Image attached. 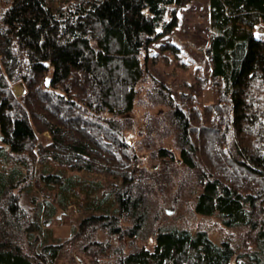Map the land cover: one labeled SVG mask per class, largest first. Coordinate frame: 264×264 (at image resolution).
<instances>
[{"label":"trees","instance_id":"obj_1","mask_svg":"<svg viewBox=\"0 0 264 264\" xmlns=\"http://www.w3.org/2000/svg\"><path fill=\"white\" fill-rule=\"evenodd\" d=\"M190 1L0 0V264H55L63 250L34 239L40 222L22 204L37 163L121 181L113 201L89 205L99 214L82 221L78 237L97 228L141 235L149 171L124 131L144 83L156 84L146 63L150 46L177 26L174 7ZM209 10L216 99L202 104V79L189 99L174 104L172 117L180 160L190 168L205 163L196 211L242 229L240 243L216 242L204 229L161 227L152 249L124 252L119 264H235L239 249L264 264V36L257 32L264 0H209ZM16 82L26 87L21 98ZM46 131L51 141L42 143L38 134ZM158 154L176 159L163 147ZM43 177L63 204L77 195L73 176ZM123 218L134 225L124 228Z\"/></svg>","mask_w":264,"mask_h":264},{"label":"rangeland","instance_id":"obj_2","mask_svg":"<svg viewBox=\"0 0 264 264\" xmlns=\"http://www.w3.org/2000/svg\"><path fill=\"white\" fill-rule=\"evenodd\" d=\"M174 8L178 15L177 26L159 37L147 54L146 63L156 84L152 80L144 83L134 110L127 117L130 128L124 131L125 138L131 140L141 157V167L149 171L143 183L148 218L142 233L137 237L130 236V232L117 236L107 229L97 228L78 237L82 221L92 214H99V210L89 205H95L104 197L113 201V187L121 181L95 172L70 170L56 163H37L31 181L21 191V200L31 211V216L40 222L41 228L34 232V239L41 245H64L55 264H119L124 252L141 246L152 249L155 232L161 227L204 229L216 242L231 239L237 245L240 243L242 229L225 225L217 213L203 215L196 211L195 204L202 188L200 175L205 163L190 168L180 160L179 131L172 117L174 104L181 103L183 97L189 99L194 86L202 79H207L201 93L202 104H211L216 99L211 82L209 0H192ZM257 32L264 36V23L258 25ZM12 90L17 98H21L26 87L23 82H16ZM170 99L173 100L168 102ZM222 114V120L228 116V112ZM196 117L201 119L199 114ZM204 123L197 126L205 127ZM233 132V127H228L227 141ZM38 140L49 143L51 135L48 131L43 132L38 134ZM162 147L172 151L176 159L168 161L169 158L161 157L158 149ZM48 173L76 178L78 185L74 190L77 195H72L69 204H63L56 185L46 182L43 175ZM115 208L116 205L111 207L112 210ZM120 224L128 226L124 227L126 229L134 225L124 218ZM240 252L241 249L234 259L235 264H256Z\"/></svg>","mask_w":264,"mask_h":264},{"label":"water","instance_id":"obj_3","mask_svg":"<svg viewBox=\"0 0 264 264\" xmlns=\"http://www.w3.org/2000/svg\"><path fill=\"white\" fill-rule=\"evenodd\" d=\"M167 211H168V213H171L172 210L171 209H168Z\"/></svg>","mask_w":264,"mask_h":264}]
</instances>
